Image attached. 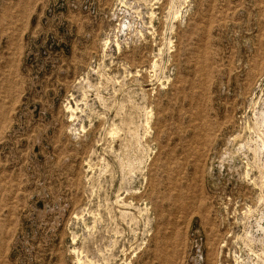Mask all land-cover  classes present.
<instances>
[{
  "label": "rangeland",
  "instance_id": "obj_1",
  "mask_svg": "<svg viewBox=\"0 0 264 264\" xmlns=\"http://www.w3.org/2000/svg\"><path fill=\"white\" fill-rule=\"evenodd\" d=\"M0 264H264V0H0Z\"/></svg>",
  "mask_w": 264,
  "mask_h": 264
}]
</instances>
